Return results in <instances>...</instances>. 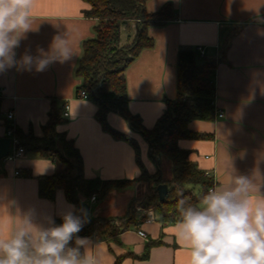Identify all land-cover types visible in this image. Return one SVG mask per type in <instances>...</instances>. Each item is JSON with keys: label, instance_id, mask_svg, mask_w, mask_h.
<instances>
[{"label": "crops", "instance_id": "crops-1", "mask_svg": "<svg viewBox=\"0 0 264 264\" xmlns=\"http://www.w3.org/2000/svg\"><path fill=\"white\" fill-rule=\"evenodd\" d=\"M166 3H170L175 17L149 27L154 45L143 49L125 69L129 109L152 128L166 109V99L177 94L179 51L197 50L199 63L210 61L214 65L215 118L189 123L190 129L209 133L210 138H184L180 145L214 178L215 189L226 185L235 174L246 175L258 189L250 194L255 198L264 192V0H147L146 9L156 12ZM89 8L87 0H33L30 16L36 30L20 40L15 58L19 60L24 54L36 57L38 49L48 52L57 35H68L76 55L63 62L55 60L42 72L15 67L0 72V138L10 137L8 129L13 121L23 133L42 136L52 104L63 109L68 103L69 116L58 130L74 140L84 175L132 179L141 173L133 146L106 131L95 116L97 105L79 94L82 79L76 69L84 41L96 35L99 22L85 15ZM135 35V22L127 21L122 26L121 43L132 41ZM10 111L15 114L13 121L7 117ZM221 112L223 116L219 117ZM108 120L137 139L145 166L155 172L157 167L149 159L143 136L132 131L118 113H109ZM64 168L57 156L45 157L33 150H26L17 160L0 161V237L7 238L14 232L19 214L31 213L35 223L48 226V217L55 221L75 210L62 188L56 190L53 199L39 193L38 178ZM144 190L145 184L140 182L114 189L103 199L96 194L94 200L80 196L89 205V216L110 218L123 215ZM139 212L141 219L143 212ZM178 222L162 224L156 219H143L115 239L107 240L99 234L95 238L81 237L90 241L87 252L95 264H114L124 255L121 264H189V250L176 235ZM139 229L147 232L146 239L139 235ZM149 244L148 256L140 257Z\"/></svg>", "mask_w": 264, "mask_h": 264}, {"label": "trees", "instance_id": "trees-1", "mask_svg": "<svg viewBox=\"0 0 264 264\" xmlns=\"http://www.w3.org/2000/svg\"><path fill=\"white\" fill-rule=\"evenodd\" d=\"M90 8L85 15L99 19L96 35L88 38L83 44V53L76 73L82 79L79 86L87 92L88 98L97 105L96 118L103 128L117 139L129 142L136 154L137 163L141 169L139 176L132 179H101L88 178L83 173V162L74 140L64 131L58 130V125L65 122L64 108L52 104L49 119L43 127L44 134L35 136L23 133L18 127L16 134L20 145L25 150H33L41 156H57L65 163V168L52 175L40 176L39 193L42 197L53 199L57 189H64L67 198L75 204V214L81 215L85 210L81 194L91 198L96 194L103 199L114 189H123L140 182L153 185L152 191L143 197L131 201L127 213L110 218H94L86 212V223L78 236L95 238L99 234L104 239H115L120 232L129 227L137 226L148 214L142 213L138 219L136 204L144 209L152 208L155 219L162 224L179 221L177 202L186 199L199 206L203 194L214 186V178L199 168L190 159V151L180 145V140L206 139L209 133L197 132L189 127L192 120H213L215 118L214 97L216 87L212 78L213 63H199L195 49H181L177 62V94L175 98L166 99V109L152 128H147L139 115L129 109V96L125 78L126 67L140 52L154 45V39L149 35L151 25H161L173 19L175 14L170 3L164 4L156 12H148L147 0H87ZM127 21L136 24V35L129 45H121L122 26ZM120 114L128 123L130 129L143 136L148 143V156L157 167L150 172L141 157L139 142L130 133L119 130L108 120L109 113ZM162 157L171 161L172 176L164 178L161 174ZM167 183L168 193L164 200L158 194L157 186ZM199 186V190H196ZM55 224L62 223V216L55 219ZM75 240V238H74ZM73 240V243H74ZM146 252L140 257H147ZM125 256V255H124ZM124 256L117 257L114 264H121Z\"/></svg>", "mask_w": 264, "mask_h": 264}, {"label": "clouds", "instance_id": "clouds-1", "mask_svg": "<svg viewBox=\"0 0 264 264\" xmlns=\"http://www.w3.org/2000/svg\"><path fill=\"white\" fill-rule=\"evenodd\" d=\"M32 4L0 0V72L13 67L42 72L53 61L76 55L68 35H57L48 52L38 49L36 57L15 58L20 40L36 30ZM254 191L249 176L235 174L223 187L203 194L199 206L178 200L175 230L189 250V264H264V192L252 198ZM80 211L63 213L59 225L48 217V226L35 223L31 213L19 214L14 232L0 237V264H95L87 252L90 241L78 236L86 223V210Z\"/></svg>", "mask_w": 264, "mask_h": 264}, {"label": "built area", "instance_id": "built-area-1", "mask_svg": "<svg viewBox=\"0 0 264 264\" xmlns=\"http://www.w3.org/2000/svg\"><path fill=\"white\" fill-rule=\"evenodd\" d=\"M198 50L200 53H204V49L203 47L199 46L198 47ZM2 87H0V93H2ZM79 94L81 97L83 98H88V94L85 90L81 89L79 91ZM69 109H70V105L67 103L64 105V116L65 117H68L69 116ZM223 116V113H219V117H222ZM7 117L8 119L10 120H14L15 118V114L13 111H10L8 114H7ZM16 129H17V126L16 124L14 123V121L12 122V124L10 125L9 129H8V134H9V138L11 140V147H10V150H9V153L3 157L2 160L4 161H7V160H10V161H14V160H17L18 158H20L21 156H23V154L25 153V148L20 145V139L19 137L17 136L16 134ZM19 171H16V174H18ZM215 189V186H212L210 188V191ZM93 200L96 199V196L93 195L91 197ZM138 211H141L143 213H147L148 214V217H147V220L148 221H154L155 220V215H154V211L152 208H148V209H144L142 208L141 206H138ZM138 233L141 237L143 238H147L148 237V234L146 231L142 230V229H139L138 230Z\"/></svg>", "mask_w": 264, "mask_h": 264}, {"label": "water", "instance_id": "water-1", "mask_svg": "<svg viewBox=\"0 0 264 264\" xmlns=\"http://www.w3.org/2000/svg\"><path fill=\"white\" fill-rule=\"evenodd\" d=\"M11 147V140L9 137L0 138V161L9 153ZM158 194L161 200H164L168 193V185L167 183H160L157 186ZM85 210L88 212L89 205L84 202Z\"/></svg>", "mask_w": 264, "mask_h": 264}, {"label": "rangeland", "instance_id": "rangeland-1", "mask_svg": "<svg viewBox=\"0 0 264 264\" xmlns=\"http://www.w3.org/2000/svg\"><path fill=\"white\" fill-rule=\"evenodd\" d=\"M132 41H130L128 43H121V45H124V46L129 45ZM161 168H162L163 176H165V177H167V176H170L171 177L172 176L171 161L167 157H164V160H163V162L161 164ZM141 183L145 184V190H144V192H142L141 194H139L140 197H143V196H146V194L150 193V191H152L153 185H150L149 187H147V184L146 183H144V182H141ZM139 196H137V197H139ZM137 197H135V198H137ZM138 206H140V204L137 203L136 204V209H138ZM126 213H127V211L123 215H125Z\"/></svg>", "mask_w": 264, "mask_h": 264}]
</instances>
